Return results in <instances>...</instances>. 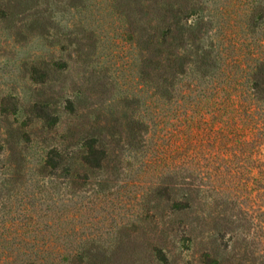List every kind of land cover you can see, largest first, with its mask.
<instances>
[{
    "label": "rangeland",
    "instance_id": "1",
    "mask_svg": "<svg viewBox=\"0 0 264 264\" xmlns=\"http://www.w3.org/2000/svg\"><path fill=\"white\" fill-rule=\"evenodd\" d=\"M158 1L0 0V264H264V0Z\"/></svg>",
    "mask_w": 264,
    "mask_h": 264
},
{
    "label": "trees",
    "instance_id": "2",
    "mask_svg": "<svg viewBox=\"0 0 264 264\" xmlns=\"http://www.w3.org/2000/svg\"><path fill=\"white\" fill-rule=\"evenodd\" d=\"M156 8L155 12L150 13V15L154 16L158 23L151 30L153 33L148 35L146 43L155 47V52H157L161 63H157L158 67H163L165 70L169 71L176 63V61L184 59L181 58L182 55H175L173 53L174 50V41H175V26L178 22H180L182 16L188 14L186 9L176 8L175 5L169 3L168 1L162 0L155 2L154 4ZM202 20L198 19L194 26L187 25L186 28L183 26L179 28L177 40L182 43V38L186 32L190 35L193 31L199 28V24L201 25ZM162 58V59H161ZM205 59V58H203ZM162 63H165L163 65ZM179 67H183V63L179 65ZM165 88L168 86L167 80H164ZM84 168H87V163H82ZM48 165H44L43 168H47Z\"/></svg>",
    "mask_w": 264,
    "mask_h": 264
}]
</instances>
